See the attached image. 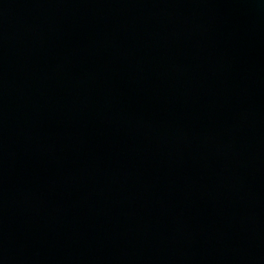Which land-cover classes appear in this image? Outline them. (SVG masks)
Instances as JSON below:
<instances>
[{
    "label": "water",
    "instance_id": "obj_1",
    "mask_svg": "<svg viewBox=\"0 0 264 264\" xmlns=\"http://www.w3.org/2000/svg\"><path fill=\"white\" fill-rule=\"evenodd\" d=\"M0 264H264V0H0Z\"/></svg>",
    "mask_w": 264,
    "mask_h": 264
}]
</instances>
